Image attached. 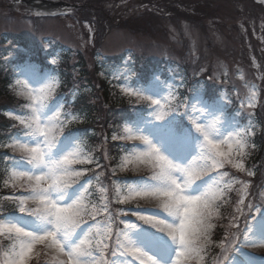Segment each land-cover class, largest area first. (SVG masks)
<instances>
[{
    "label": "snow or ice",
    "instance_id": "obj_1",
    "mask_svg": "<svg viewBox=\"0 0 264 264\" xmlns=\"http://www.w3.org/2000/svg\"><path fill=\"white\" fill-rule=\"evenodd\" d=\"M49 55L46 65L4 58L12 65L8 88L22 102L6 113L13 131L0 141L10 150L0 159L10 190L0 194V264L41 256L44 264H205L213 245L220 251L212 264H264L248 251L264 246V200L249 199L250 182L231 172L255 175L244 158L256 125L252 113L229 111L226 69L225 79L210 74L189 88L177 74L139 77L129 55L128 71L111 75L133 117L113 131L111 141L120 142L113 166L89 144V129L73 127L87 113L76 107L78 88L61 91L58 58ZM214 80L220 87H205ZM251 88L241 108L257 106ZM129 169L145 174L117 176ZM233 191L239 198L216 244L214 221Z\"/></svg>",
    "mask_w": 264,
    "mask_h": 264
},
{
    "label": "rangeland",
    "instance_id": "obj_2",
    "mask_svg": "<svg viewBox=\"0 0 264 264\" xmlns=\"http://www.w3.org/2000/svg\"><path fill=\"white\" fill-rule=\"evenodd\" d=\"M57 1L61 0H0V35L13 30L27 35L31 40L35 39L45 44L49 38H56L60 42L70 43L73 47L75 45V48L80 49L86 59L91 62L95 58L99 59V56L93 55V48H99L101 54L106 55L119 54L122 50H133L153 59L168 55L177 60L197 59L198 61H195L199 62L200 68L207 69L208 74H215L216 77H220L226 69V80H230V85L231 83L238 85L235 86V90L238 92L236 95L242 96L244 98L242 102L245 104L253 90L251 85H256L260 100L254 109L244 107L246 111L254 112L264 101V92L261 94L260 86L257 83L264 79V0H239L240 4L230 0H208L206 4H210L213 9H200V12L206 15L205 20L201 21L196 13L188 14L185 10L177 9V13L173 15L157 13L146 10L135 0H119L115 12L116 17L125 18L127 15L133 14L137 18H132L131 21L128 19L116 21L112 27H107L108 16L100 14L102 13L100 10L109 11V7L106 5L97 6V2L93 0H74L75 7L72 5L73 11L71 12L69 4V11L63 7L57 8L55 6ZM114 1L107 3L108 6H112ZM80 3L82 8H79ZM254 4L260 6L254 7ZM242 8L251 15L248 30L244 29L245 16L239 13ZM87 10L88 15H86ZM54 11L60 12L62 16L57 19L40 18ZM140 14L141 17H138ZM35 16L39 18H35ZM97 18L101 22V26L97 28L94 25L97 33L93 39L91 30L90 34H86L85 31L89 33L86 27L88 24L91 25L92 20L98 21ZM111 18L113 19L114 16L111 15ZM250 29L253 36L249 39L247 31ZM91 40H96L97 44L93 46ZM257 40L258 43H256ZM254 49H256L255 56L249 52ZM184 51L187 52V55ZM127 71L128 69L114 68L110 71V75L122 77ZM99 78L106 80L107 76L100 73ZM108 78L115 86L117 81L111 80V76ZM260 84L264 91V84L262 82ZM1 92L4 93L0 82ZM10 93L12 92L10 91ZM12 95L14 94L12 93ZM120 96L122 97L121 94ZM252 123L256 125L257 132L258 124L253 121ZM76 125L79 124H75L73 127ZM101 150L105 154L110 149L102 147ZM253 152L254 148L247 149L248 154L244 158L246 169H248L247 162ZM240 173L246 175L245 172ZM142 174H145V170L133 171L129 169L117 172V176ZM2 190L5 191V195L10 191L3 187ZM262 194H264V189L261 191V197L264 200ZM133 203H140L141 206H144L148 202ZM220 219L214 221L217 226ZM212 238L215 241L214 236ZM258 247L264 246L249 248L248 251L257 256H264V251L259 250ZM37 250H39V246H37ZM210 252L211 248L208 249L205 261ZM44 260L45 257L41 256L34 260L33 264L37 262L44 264ZM193 264H198V262L194 261Z\"/></svg>",
    "mask_w": 264,
    "mask_h": 264
},
{
    "label": "trees",
    "instance_id": "obj_3",
    "mask_svg": "<svg viewBox=\"0 0 264 264\" xmlns=\"http://www.w3.org/2000/svg\"><path fill=\"white\" fill-rule=\"evenodd\" d=\"M94 2H97L98 5H106L109 7V11L107 10L102 11L100 14H105L108 16V20L106 21L107 27H112L114 24H116V21L124 20V17L117 16L116 17V9H117V1L115 0L112 3V6H108L107 3L112 2L113 0H93ZM136 3L139 5H142L143 8L149 11H155L157 13H169V14H176L177 9H181L182 11H186L188 14H194L196 13L197 17L199 16V19H204L206 16L205 13H201L200 9H213L210 4L208 3V0L201 1V0H135ZM259 5L254 4V7H258ZM198 9V11H196ZM246 11V9H244ZM206 11V10H205ZM204 12V11H203ZM207 12V11H206ZM98 14V12H96ZM211 14V12H209ZM111 15L114 16V18H111ZM247 18H249L250 13L246 11ZM141 17V16H140ZM128 21H131V17ZM101 26V22H100ZM249 37H251L249 35ZM18 38V37H17ZM18 40L26 41L17 39L14 42H17ZM258 42V40H257ZM21 46L28 48V44L26 42H23L20 44ZM256 50V49H255ZM256 52V51H255ZM17 58H19L18 54H16ZM63 65L61 66L60 72H62V77L65 79L67 83H70L71 81H80L81 83L85 85H91L93 87V90L90 92V95H81L79 98L78 105L79 108H82L87 113V121L86 125L87 127L93 126L95 129L94 134H89V141L97 142L98 137L95 136L98 134L99 131L105 130L108 134L109 131L119 124L121 122V119L125 115H129L128 108L124 103L117 102L113 95V90L110 89L107 85L101 84L102 86L99 88L97 87V79L95 78V75L93 74L92 70L90 69L91 64L88 63V61L84 58V56L80 55L78 56V62H72L71 57H66L63 61ZM97 63L94 62V71L97 72ZM136 69L140 70V65L136 64ZM2 101L0 103V106L4 103V101L9 102V100L6 98V95L1 92L0 93ZM9 121H7L4 116L0 112V141L5 139V134L9 130ZM99 136V134H98ZM3 152L0 151V159H2ZM1 165V164H0Z\"/></svg>",
    "mask_w": 264,
    "mask_h": 264
},
{
    "label": "bare ground",
    "instance_id": "obj_4",
    "mask_svg": "<svg viewBox=\"0 0 264 264\" xmlns=\"http://www.w3.org/2000/svg\"><path fill=\"white\" fill-rule=\"evenodd\" d=\"M259 248V250H262V251H264V247H258Z\"/></svg>",
    "mask_w": 264,
    "mask_h": 264
}]
</instances>
